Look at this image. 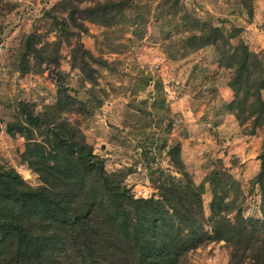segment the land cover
I'll return each mask as SVG.
<instances>
[{
    "label": "rangeland",
    "instance_id": "rangeland-1",
    "mask_svg": "<svg viewBox=\"0 0 264 264\" xmlns=\"http://www.w3.org/2000/svg\"><path fill=\"white\" fill-rule=\"evenodd\" d=\"M61 1L0 0V162L26 183H41L21 156L24 136L9 134L7 123L18 120L19 102L32 104L36 112L53 105L62 83L85 110L61 117L81 130L108 171L122 172L136 197H157L149 171L154 178L160 171L183 177L169 154L178 143L184 170L194 183L204 184L205 216L212 198L205 178L223 171L239 188L242 215L261 219L260 189L253 179L263 131L252 130L250 120L239 123L232 112V76L241 62L232 54L245 45L264 63V0H125L122 11L110 9L108 15L115 13L110 22L109 16L88 20L85 11L121 0H85L79 4L84 31L78 39L59 37L46 14L53 10L59 22L67 18L69 9L56 7ZM29 33L39 36V48L58 54L56 65L43 62L37 69L31 56L32 71L16 68ZM77 40L96 58L89 60L93 78L72 64ZM201 40L212 42L201 45ZM34 139L47 150L44 136L35 132ZM229 255L224 241H213L191 250L183 264H230Z\"/></svg>",
    "mask_w": 264,
    "mask_h": 264
},
{
    "label": "trees",
    "instance_id": "trees-1",
    "mask_svg": "<svg viewBox=\"0 0 264 264\" xmlns=\"http://www.w3.org/2000/svg\"><path fill=\"white\" fill-rule=\"evenodd\" d=\"M83 1H61L56 7L69 12L60 22L51 15L53 10L46 11L59 37H80ZM124 8L125 0L109 1L85 12L88 20L109 16L106 22H110L115 16L108 15L110 9ZM22 40L16 59L20 72L32 71L31 56L37 69L43 62L57 64V53L37 46L38 35L29 33ZM235 49L232 55H239L241 62L232 76L236 86L232 112L239 123L250 120L252 130L263 131L259 171L253 179L260 189L261 219L242 215L236 197L239 188L223 171H211L205 178L212 192L210 214L205 216L204 184L194 183L184 170L178 143L169 154L183 177L160 171L154 178L149 171L157 197H136L122 172L108 171L81 130L61 117L64 112L84 111L85 104L57 83L53 105L36 112L32 104L19 102L16 119L20 120L7 123L9 134L17 131L24 136L21 156L41 183H26L13 167L0 162V264H183L191 250L221 240L229 248L230 264H264V63L245 45ZM71 53L72 64L93 78L89 60L96 58L80 40ZM35 132L44 136L47 150L34 139Z\"/></svg>",
    "mask_w": 264,
    "mask_h": 264
}]
</instances>
